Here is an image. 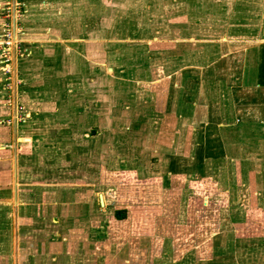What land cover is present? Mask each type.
<instances>
[{"label":"crops","instance_id":"0c3cea01","mask_svg":"<svg viewBox=\"0 0 264 264\" xmlns=\"http://www.w3.org/2000/svg\"><path fill=\"white\" fill-rule=\"evenodd\" d=\"M45 2L22 0L14 30L23 53L0 80V264H76L75 253L84 248L82 242L75 246L76 238L104 231L110 205L116 223L130 216V248L147 264H169L164 261L170 248L183 246L181 235L190 231L192 240L201 227L198 220L190 228L181 224V215L191 211L187 200L227 205L248 178L264 191V37L225 39L211 57L188 63L184 52L170 56L165 40H155L163 44L145 49L148 66L129 65L127 78L121 67L110 69V100L108 68L96 66L105 78L90 106L72 99L89 96L83 82L91 68L88 57L73 66L79 52L67 37L46 31L36 36L39 16L31 11ZM4 4L0 0V38ZM18 59L20 95L9 82ZM8 89L15 94L2 99ZM106 102L114 105L111 120L121 129L117 122L110 131L101 126ZM107 143L112 159L105 154ZM92 164L115 169L107 172L102 165L95 175ZM124 196L130 204L117 206L116 198L123 203ZM223 233L211 238L212 249L234 243L231 231Z\"/></svg>","mask_w":264,"mask_h":264},{"label":"rangeland","instance_id":"374dc122","mask_svg":"<svg viewBox=\"0 0 264 264\" xmlns=\"http://www.w3.org/2000/svg\"><path fill=\"white\" fill-rule=\"evenodd\" d=\"M41 5L42 9L31 11L32 14L35 12V15L39 16L34 22L37 38L41 36V31L52 32L53 36L67 37L69 39L67 43L73 48L70 49L75 53L79 52V55L73 58L75 60L73 66L78 62L80 64L79 58L83 55L91 62V68L88 69V73L85 72L84 80L79 79L83 80L87 89L90 88L89 96L75 94L72 98L74 102L78 101L79 104L86 102L90 106L96 102V90L99 86L100 91L102 90L105 78V76L98 77L101 71L98 72L96 66L104 63L108 68L106 84H104L107 93L106 101L110 100L108 94L113 93V90L108 87V81L112 80L108 74L111 72L110 69L121 67L123 70L121 75L127 78L131 76L130 66L137 65L140 68L144 65L148 66L150 58L145 49L156 47V44H163L161 41L154 42L155 40H165L163 46L172 50L170 56L173 53L178 55L184 52L185 61L188 63L194 62L196 58L204 60L203 58L211 57V53H214L218 44L225 39L264 37V0H47L45 6L44 3ZM20 23L21 20L18 22V28H22ZM137 41L142 43L140 47L130 45L131 42ZM176 57L170 58L171 67L177 63ZM69 59V57L64 58L61 64H67ZM19 61L20 59L16 62L18 70L9 80L12 85L19 86L18 95L24 91L21 88L24 77L19 69ZM0 73L1 80V76L4 75L2 71ZM2 78L4 80V77ZM12 92L8 89L7 92L2 93V99L3 95L15 94L13 89ZM122 93L125 94V91ZM7 95L5 97H8ZM122 99L128 101L124 99V96ZM106 108L104 111L106 117L101 122V126L110 131L117 122L111 120L115 115L112 114L115 107L106 102ZM124 125L125 122L122 121L121 126ZM117 126L119 127V121ZM110 146L107 143L105 154L107 158L112 159L115 152L110 149ZM60 155L63 158V155ZM92 165L95 175L99 166L102 165L107 172L115 169L114 164ZM141 165L144 167L142 170H146L145 164ZM258 171L261 170L258 169ZM146 178L144 177L143 180ZM251 181L252 179L248 178L247 182L237 187L238 194L237 196L236 192L234 194L236 198L227 205L202 206L201 202L187 200L184 205H191V211L187 215H181L179 219L181 224L190 228V226L193 227V221L198 220L201 227L196 235L194 234L195 237L192 236L193 241L189 237L191 232L185 231L181 235L184 243L177 241L183 246L178 247L176 244L175 248L171 247L170 257L168 256L164 262L222 264L228 261L230 264H264V191L263 188L258 189L259 186L252 184ZM257 190L260 192L259 195L256 194ZM116 200H118L117 206L130 204V198L127 196H124L123 203L119 202V198ZM200 207L202 217L198 219L199 215L196 211ZM110 208V211L107 209L104 213L102 224L104 227L106 225L104 231L100 228V233H97V229H93L89 239H82L81 234L76 238L75 246H78L80 242L84 244L82 252L75 253L74 257L80 256L75 261L76 264H147L140 256L139 250L130 248V216L127 214L124 220L116 223L112 219V205ZM194 212L195 217H192ZM226 231L233 233L234 243L219 251L212 249L211 238L217 234H224L223 232ZM125 260L128 263H125ZM67 264L75 263L72 261Z\"/></svg>","mask_w":264,"mask_h":264},{"label":"built area","instance_id":"2783aa9c","mask_svg":"<svg viewBox=\"0 0 264 264\" xmlns=\"http://www.w3.org/2000/svg\"><path fill=\"white\" fill-rule=\"evenodd\" d=\"M23 3L21 0H5L2 15V34L0 39V62L1 71L5 74L11 73V64L17 56L23 53L21 40L16 37L14 26L22 13Z\"/></svg>","mask_w":264,"mask_h":264},{"label":"trees","instance_id":"16d2710c","mask_svg":"<svg viewBox=\"0 0 264 264\" xmlns=\"http://www.w3.org/2000/svg\"><path fill=\"white\" fill-rule=\"evenodd\" d=\"M117 217H121V214L119 212H116Z\"/></svg>","mask_w":264,"mask_h":264}]
</instances>
